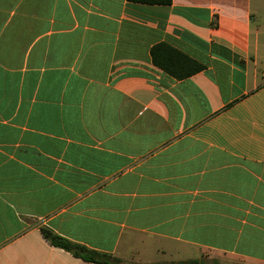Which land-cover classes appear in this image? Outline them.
<instances>
[{"label": "crops", "instance_id": "obj_1", "mask_svg": "<svg viewBox=\"0 0 264 264\" xmlns=\"http://www.w3.org/2000/svg\"><path fill=\"white\" fill-rule=\"evenodd\" d=\"M166 44L204 66L177 80ZM264 264V0H0V264Z\"/></svg>", "mask_w": 264, "mask_h": 264}, {"label": "trees", "instance_id": "obj_2", "mask_svg": "<svg viewBox=\"0 0 264 264\" xmlns=\"http://www.w3.org/2000/svg\"><path fill=\"white\" fill-rule=\"evenodd\" d=\"M148 5H170L172 0H129ZM155 65L177 80L187 79L204 70V66L169 45L155 46L151 51ZM44 239L53 247L63 249L73 256L97 264H120L121 261L110 254H103L72 242L48 229H42Z\"/></svg>", "mask_w": 264, "mask_h": 264}, {"label": "water", "instance_id": "obj_3", "mask_svg": "<svg viewBox=\"0 0 264 264\" xmlns=\"http://www.w3.org/2000/svg\"><path fill=\"white\" fill-rule=\"evenodd\" d=\"M196 264H198V263H196Z\"/></svg>", "mask_w": 264, "mask_h": 264}]
</instances>
